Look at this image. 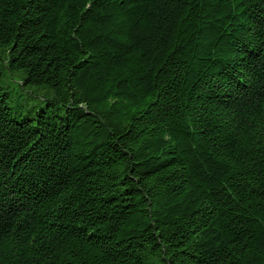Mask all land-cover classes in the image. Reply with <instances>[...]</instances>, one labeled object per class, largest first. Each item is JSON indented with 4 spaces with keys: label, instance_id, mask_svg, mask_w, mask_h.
<instances>
[{
    "label": "trees",
    "instance_id": "obj_1",
    "mask_svg": "<svg viewBox=\"0 0 264 264\" xmlns=\"http://www.w3.org/2000/svg\"><path fill=\"white\" fill-rule=\"evenodd\" d=\"M0 264H264V0H0Z\"/></svg>",
    "mask_w": 264,
    "mask_h": 264
},
{
    "label": "rangeland",
    "instance_id": "obj_2",
    "mask_svg": "<svg viewBox=\"0 0 264 264\" xmlns=\"http://www.w3.org/2000/svg\"><path fill=\"white\" fill-rule=\"evenodd\" d=\"M14 88V87H13ZM43 93V92H42ZM42 93L38 92L36 94V97H33L31 100H30V106H33L35 105L36 107H39L40 104L42 103L43 99H42ZM18 94H29L27 91H23V93H19V88H14L13 92H12V96H13V99L14 101H16L17 99V95Z\"/></svg>",
    "mask_w": 264,
    "mask_h": 264
}]
</instances>
